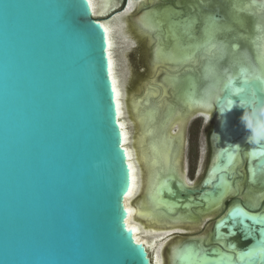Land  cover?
<instances>
[{"label":"water","instance_id":"95a60500","mask_svg":"<svg viewBox=\"0 0 264 264\" xmlns=\"http://www.w3.org/2000/svg\"><path fill=\"white\" fill-rule=\"evenodd\" d=\"M162 7L178 11L172 23H200L184 4ZM118 12L96 18L88 0H0V264H151L125 223L131 175L101 22ZM229 68L220 70L233 76L215 100L211 136L222 146L199 187L163 179L164 205L208 208L243 152L240 183L264 191V87L235 93L243 68ZM193 238L176 264H264V210L227 202L214 244Z\"/></svg>","mask_w":264,"mask_h":264},{"label":"bare ground","instance_id":"6f19581e","mask_svg":"<svg viewBox=\"0 0 264 264\" xmlns=\"http://www.w3.org/2000/svg\"><path fill=\"white\" fill-rule=\"evenodd\" d=\"M88 1L92 15L96 18L108 16L122 3L121 0ZM128 1L124 12L101 21L107 36L110 78L116 89L114 96L117 114L131 175L130 188L124 200L127 210L125 223L135 240L145 245L151 264H176L185 239L174 235L201 229L208 221L215 223L223 213L226 200L232 198L236 202L237 195L243 196L249 207L258 210L264 201V191L249 189L244 192V185L239 182L240 171L236 173L238 154H235L228 169L233 175V182L227 186L224 195L208 208L188 206L181 209L161 203L158 187L165 186V178L182 181L190 188L201 185L202 182L196 186L197 183L190 180L188 167L183 162L185 125L194 116L200 118L206 116V113H212L213 103L220 95L219 88L233 74L228 76L227 73H219L210 83L208 94L205 90L208 82L204 80V65L210 58H216L214 50L200 48L190 54L179 53L180 56H170L168 61L159 53L162 41H171V48L177 43L180 52L187 44L193 46L191 44L199 43L203 39L201 35L198 38L188 35L191 30L200 28L202 22L188 25L172 23L165 16L166 10L162 12V6L169 3V0ZM149 2L154 5L144 7L132 16L135 10ZM184 5L187 10L191 7L188 2ZM250 8L245 5L246 10ZM142 10L148 12L140 14ZM145 16L150 17L157 29L144 22ZM210 24H214L213 31L217 28L216 23L209 22L205 35L209 33ZM259 54L261 56L262 51ZM243 60L236 59V65H231L232 68L236 70L238 62ZM257 72L264 74V56L259 58ZM233 73L235 75L236 71ZM191 76L197 77L195 85L189 81ZM217 145L220 147L222 143L218 141ZM243 155L247 158L244 152ZM213 161H216V157ZM243 161L240 157L241 167ZM209 178L204 189H209L216 178V171L210 173ZM172 235L174 241L169 244L170 249L163 256L157 249L158 244ZM188 242H196L201 246L205 242L213 243V228L205 236Z\"/></svg>","mask_w":264,"mask_h":264},{"label":"flooded vegetation","instance_id":"af4514ba","mask_svg":"<svg viewBox=\"0 0 264 264\" xmlns=\"http://www.w3.org/2000/svg\"><path fill=\"white\" fill-rule=\"evenodd\" d=\"M172 1L174 2V0H169L168 2L170 3ZM175 1H178V0H175ZM188 1H189L188 2L189 4L195 6V8L191 7L192 13H194L196 17L198 18V20L202 22L201 27L196 29L197 34L195 35L197 37H199L200 35L201 37H204L206 33L205 31L207 27V22H209L208 21L209 16L215 17L214 23L217 24V28H215V30L218 29L216 32L217 41H223V43L221 44V46H219V48L227 53L226 60L222 61L221 63H219L218 61L221 58H214V59L210 58V61L208 60L206 61L207 64L214 65L213 63H217V66L220 68V70L221 69L224 70L225 68L232 67L231 62H230L231 57L234 55L239 56L240 55L239 51L247 48L249 50L250 58L258 70V58H260L261 56L262 57L264 56V52H263V49H264L263 47L264 46V9H263L264 4L263 3L264 1L262 0H228V2L226 0H188ZM245 5H248L251 8L246 10ZM196 6L202 9L201 12L197 10ZM144 11L146 10H142L140 14H142ZM226 24L233 25L234 30L226 31L225 29ZM261 51H262V54L261 56H259L260 55L259 53H261ZM243 61L244 62H238V66L240 68L242 67H245V68L247 67L248 69L251 68V71L252 69H254L252 65H250L246 61V59H244ZM240 63L242 65H240ZM207 69L208 67L205 68V71H207ZM210 86H211L210 84H206L205 88H208ZM219 90L221 91L220 88ZM214 104H215V101L213 103V107H214ZM213 109L215 110V107ZM214 110L212 111V113L210 114L206 113L205 114L206 116H202L203 119H205V122L209 123L212 128H215L219 121V117L217 114H215ZM213 143H215L214 149L216 152L218 149V145H217L218 141L214 140ZM239 156L244 160L242 162V167L240 166V163H239V158H240ZM245 160L246 158H244V155L243 154L241 155L238 153V158L236 160V163H237L236 173L238 172V170L241 171V169L244 168ZM188 172H189V167H188ZM200 172L201 170H199V175H200ZM206 174H207V170H206ZM239 182H241V180ZM244 192L246 193V191ZM228 200L235 201L232 198L227 199L224 210L226 209ZM236 201H242V202L248 203L246 199H244V197L237 198ZM263 204H264V201L261 203L257 211L264 210Z\"/></svg>","mask_w":264,"mask_h":264},{"label":"rangeland","instance_id":"374dc122","mask_svg":"<svg viewBox=\"0 0 264 264\" xmlns=\"http://www.w3.org/2000/svg\"><path fill=\"white\" fill-rule=\"evenodd\" d=\"M121 1H122V3L120 4L119 8L117 9L119 12L124 11V9L127 8V4H128V0H121ZM226 1L228 2V0H226ZM178 2L180 4H185L189 1L188 0H178ZM149 5H154V4H152L150 2L145 4L141 8H138L137 10H135V12L132 13V16L136 15L142 8L148 7ZM191 7H193V5H191ZM191 7L189 8V10H191ZM193 8H195V7H193ZM196 8H197V10H199L201 12L202 9H200L197 6H196ZM164 10H166L165 16L167 19H168V17L170 18L171 15L175 14V12L176 13L178 12L177 10L173 9L172 7L163 8L162 12ZM99 18H104V17H99ZM144 18H145L144 19L145 23L152 25L155 29H157V26L154 25V23H152L150 21V17L145 16ZM196 21H197V19L195 17H193L192 23L195 24ZM225 29H226V31H232V30H234V27L231 24H226ZM217 30L218 29H216L215 31L212 32V45H214V46H211L207 43V41L205 39V37L208 35L207 34L203 37V39L199 43L191 44L193 46H190L189 44H187L185 46V49H181L182 52H180L177 43L175 44L176 48L175 47L171 48V46H172L171 41H169V42L162 41L161 42L162 45L159 47V53L164 60L168 61L170 56H173V55L180 56L179 53L190 54L192 52L194 53L195 51H197L200 48H203V49L206 48L207 50H214V56L216 58H221L218 60L219 63H221L222 61L226 60L227 53L219 48V46H221L223 41H217V37H216ZM188 37L195 38V30H191ZM148 49L150 51V46L148 47ZM220 52H222V53H220ZM239 53H240L239 56L234 55L231 57V59H230L231 65H236V59L239 60V59L243 58V59H246V61L250 65H252V67L254 68L255 64L252 62V60L250 58L249 50L247 48H245V49H242L241 51H239ZM181 56H183V55H181ZM208 61H210V60H208ZM258 62H259V58H258ZM213 64L214 65L207 64V62H206L204 65V80L207 81L208 84H210L212 82V80L215 77H217V75L220 73V68L217 66V63H213ZM206 67H208L207 71H205ZM195 77L191 76V78L189 79V81L193 85H195L197 82ZM205 90L209 94L210 88L209 87L205 88ZM213 130H214V128H212L209 123H206L205 119H203V117L197 118L196 116H194V118L192 120H190L185 125V150H184L183 162L186 164V167H189L188 176L192 182L197 183L196 186L200 185L204 176L206 175V170L208 169V167L210 165V162H211V159H212V156L214 153V147H213L212 140H211ZM199 170H201L200 175H199ZM241 170L243 171V173H245L244 168H242ZM237 198H242V197L236 196V199ZM230 202H234V201L228 200V203H230ZM213 224H214V221H208L206 224L203 225V227L201 229L193 230L190 232L177 233L176 235H174V237L178 236V237H182V239H188L191 237L200 238V237L205 236L210 228L211 229L213 228ZM172 237H173V235L165 238L164 240H162L158 244L157 249L159 250L161 255L164 256V253L166 252V250L170 249L169 244L172 241H174V237L173 238ZM192 248L194 250V247H192ZM196 249H197V247H196ZM166 256H167V254H166Z\"/></svg>","mask_w":264,"mask_h":264},{"label":"snow or ice","instance_id":"6c2138e0","mask_svg":"<svg viewBox=\"0 0 264 264\" xmlns=\"http://www.w3.org/2000/svg\"><path fill=\"white\" fill-rule=\"evenodd\" d=\"M213 28H214V24H210L209 25V33L208 35L205 37L207 43L211 46H214L212 45V32H213ZM241 74H242V84L245 85V87H242V88H239V89H235V90H232L234 91L235 93H244L246 91H249V85L252 86V95L254 96L255 95V91H254V88H255V85H260L262 87H264V74H261V73H258L256 71H249L248 69H242L241 70ZM228 83L231 84L232 83V78L229 77L228 79ZM116 89H115V86L113 85V92H115ZM229 103H231V101H229ZM231 159V157H230Z\"/></svg>","mask_w":264,"mask_h":264}]
</instances>
